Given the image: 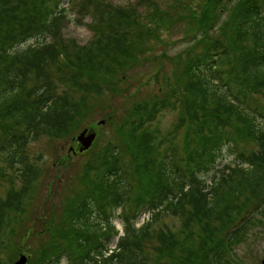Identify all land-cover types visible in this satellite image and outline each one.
I'll list each match as a JSON object with an SVG mask.
<instances>
[{"label":"trees","instance_id":"obj_1","mask_svg":"<svg viewBox=\"0 0 264 264\" xmlns=\"http://www.w3.org/2000/svg\"><path fill=\"white\" fill-rule=\"evenodd\" d=\"M65 1L70 2L0 0V158L5 166L19 165L23 183L6 198L0 197V249L6 246L2 241L5 233L25 209L36 175L27 162V145L46 133L57 138L72 134L90 113L91 102H97L103 92L99 87H81L84 82L102 84L97 66L85 56L87 49L82 50L84 59L78 55V60L69 61L74 67L83 65L79 70L86 74L85 79L75 80L74 85L43 81L47 65L65 52L70 56L74 52L57 40L60 22L66 17ZM207 2L209 5L197 13L204 18V25H199L201 34L204 28L212 31L218 26L219 1ZM87 4L82 10L88 8L85 13L91 23L95 22L101 3ZM164 9L167 14V7ZM160 10L157 5L153 8L155 13ZM119 16L109 35L94 31L101 35L100 42L110 41V35L116 34L131 43L124 34L127 32L115 26L122 27L125 21V29L134 30L135 17ZM204 32L198 42L201 51L188 56L181 68L185 80L165 87L158 99L147 96L133 104L118 128L124 135V146L106 147L100 160L85 167L86 176L92 172L97 180L88 194L65 205L69 227L63 237L53 225L47 231L56 230L55 239L61 241H50L40 250L39 264H59L62 259L67 264H219L213 262L223 260L220 251L224 241L217 240L220 235L231 242L236 236L231 229L250 227L253 217L248 208L252 202L258 212V200L264 193V103L257 97L264 94V0L236 1L230 19L219 25V35L209 32L206 38ZM31 40L34 42L18 48ZM124 50L128 52V48ZM168 93L176 99L173 103ZM172 105L180 110L175 127L184 130L180 146L173 140L175 129L161 135L157 146L142 148L145 128ZM231 118L244 122L246 131L238 130L243 135L237 132L232 136L225 129ZM248 133L254 148L242 143ZM162 146L165 148L158 150ZM121 150L127 152L133 169ZM225 157L231 161L215 170ZM96 163L107 167L99 171ZM137 178L141 193L127 192ZM155 205L161 210L135 228L140 212ZM118 209L124 236L118 241V251L103 256L101 250L115 234L111 220ZM180 213L188 215L187 224L178 232L169 229L162 233V240L152 249L143 246L154 222L165 214ZM242 217L245 219L239 221ZM39 220L41 227L48 223L44 215Z\"/></svg>","mask_w":264,"mask_h":264},{"label":"rangeland","instance_id":"obj_2","mask_svg":"<svg viewBox=\"0 0 264 264\" xmlns=\"http://www.w3.org/2000/svg\"><path fill=\"white\" fill-rule=\"evenodd\" d=\"M89 1L70 0L69 3L67 1L63 3L66 17L60 22L61 35L57 40L63 43V47H68L74 52L72 56L65 52L58 61L47 65L46 79L43 81H52L53 84L58 85H74L75 80L85 79L86 74L82 72V69L79 70L83 65L74 67L69 61L78 60L76 56L82 55V50L86 51L87 49L89 54L86 52L85 56L90 57L91 62L97 66L102 84L84 82L83 86L81 83V87H99L103 89V92L99 94L97 102H91L90 113L83 117L80 125L72 134L57 138L46 133L27 145V162L36 169V175L34 174L31 181L23 213L16 218L10 227L11 230L9 229L10 231L8 230L9 232L5 233L2 238L6 246L3 245L0 249L1 264H13L21 254L27 257L29 264H39L37 258L40 250L50 241H61L59 238L55 239V233L58 230L63 237V234L68 230L69 222L64 211L65 205L77 196L82 197L88 194V190L97 180L92 172L86 176L85 167L100 160L106 147L116 146V144L121 148L124 146V135H121L118 128L133 104L135 105L147 96L149 98L152 96L154 100L158 99L160 94L166 92L165 87H175V84H180L182 79L185 80L182 77L181 68L188 56L201 51L198 42L203 40L204 30L207 29L204 32L206 38H209V32L219 35V25L230 19L232 8L238 0H218V9L220 8L216 23L218 26L212 31L209 30V27L204 28L202 34L199 25H204L201 23L204 18L203 16L199 17L200 15L197 13L201 7L209 5L210 2L205 3V0ZM84 3H88V6L93 3H101L95 22L91 23L90 15H86L85 11L89 12L88 8L82 10ZM155 5L161 8L157 13L153 12ZM165 7L169 11L167 14ZM119 14L135 17L136 21L133 19L134 30L125 29V21L122 27L118 26V23L115 26L118 31L127 32L124 34L128 35L131 43L124 39L120 40V36H116V34L110 35V41L100 42L101 35L94 31L99 30V32L109 35L110 29H114V23L120 20ZM130 17L132 18V16ZM61 39H64V42ZM33 42V40L28 41L18 48L22 49ZM124 47L128 48V52L124 50ZM99 51L101 54L98 55ZM82 58L85 57L82 55ZM52 83L51 85H53ZM158 90L159 93H157ZM78 95L82 96V89ZM167 96L172 103L176 100L170 96V93ZM257 97L264 103L263 93H258ZM178 105L180 107L183 105L182 99ZM179 114L178 106L173 107V105L168 111L161 113L154 122L145 128L146 131L141 138L144 143L142 148L145 147L148 150V148L157 146L161 135L164 136L168 131H175V129L173 140L180 146L184 130L175 127ZM99 121L104 123L98 125ZM129 121L130 119L126 120V124ZM225 127L232 136L237 135L238 130L246 131L244 122L237 118L228 120ZM85 128H92L96 132V138L89 150L79 154L74 138ZM238 133L243 135V132ZM251 137L252 134L248 133L247 137L242 139V143L247 147L254 148L255 145L250 140ZM164 148V146L158 147V150ZM179 155L181 156V154ZM122 156L126 163H130L129 168L133 169V163L127 152H122ZM230 161V157H225L223 163L215 170L221 169ZM17 166H5L0 158L1 198H6L9 191L22 187L23 183L19 178L21 168L19 165ZM105 167L107 166H97L99 171ZM140 185L137 178L127 192L139 195L142 191ZM137 187H139L138 191ZM110 188L114 190L112 185ZM259 198L261 201L264 200V193ZM248 211L253 217L250 227L240 229L235 234L236 236L231 238V242L228 238L225 239L224 234H221L217 239L219 242L228 241L233 254V257H230L225 249V252L221 250L224 260L219 264L264 263V213H260V211H264V203L259 205V211L256 212L255 204L251 202ZM117 213L119 215V209ZM43 215L47 217L48 223L41 227L39 218ZM149 217L150 215L146 218L142 217L137 221L136 226L141 225ZM188 219V215L181 213L177 216L171 214L161 216L158 221L153 223V227L147 233V242L145 241L143 246L146 249H152L156 242L162 240L160 236L162 233H167L169 229L178 232L182 225L190 221ZM243 219L245 218L242 217L239 221ZM113 224L118 234L110 241V248L114 247L118 238L123 235L121 224L116 220L113 221ZM52 225L56 230L52 228V232H47ZM51 233L53 238L50 237ZM168 239L173 240L172 237ZM60 264H65V261H60Z\"/></svg>","mask_w":264,"mask_h":264},{"label":"water","instance_id":"obj_3","mask_svg":"<svg viewBox=\"0 0 264 264\" xmlns=\"http://www.w3.org/2000/svg\"><path fill=\"white\" fill-rule=\"evenodd\" d=\"M94 138H95V133L93 132L87 133V130L82 131L80 135L77 137V141L80 142L81 144L79 151L82 152L83 150L88 149L91 143L93 142ZM15 264H27V258L22 255L19 257V259Z\"/></svg>","mask_w":264,"mask_h":264},{"label":"flooded vegetation","instance_id":"obj_4","mask_svg":"<svg viewBox=\"0 0 264 264\" xmlns=\"http://www.w3.org/2000/svg\"><path fill=\"white\" fill-rule=\"evenodd\" d=\"M262 264H264V263H262Z\"/></svg>","mask_w":264,"mask_h":264}]
</instances>
